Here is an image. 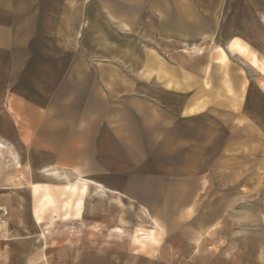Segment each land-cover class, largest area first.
I'll list each match as a JSON object with an SVG mask.
<instances>
[{
    "label": "crops",
    "instance_id": "1",
    "mask_svg": "<svg viewBox=\"0 0 264 264\" xmlns=\"http://www.w3.org/2000/svg\"><path fill=\"white\" fill-rule=\"evenodd\" d=\"M231 1L0 0V138L46 174L78 182L68 186L79 187V217L92 185L117 199L119 225L131 230L88 252V264H253L230 242L189 230L200 202L171 180L188 177L189 146L202 136L190 113L200 119L206 104L199 98L220 95L190 89L186 71L173 73L157 51L171 48L174 34L183 42L190 32L217 31ZM230 47L249 52L237 38ZM225 59L219 47L218 60ZM176 194L186 195L174 201ZM133 225L151 229L136 233Z\"/></svg>",
    "mask_w": 264,
    "mask_h": 264
},
{
    "label": "rangeland",
    "instance_id": "2",
    "mask_svg": "<svg viewBox=\"0 0 264 264\" xmlns=\"http://www.w3.org/2000/svg\"><path fill=\"white\" fill-rule=\"evenodd\" d=\"M228 12L229 15L216 18L217 31L190 32L183 42L180 35L174 34L171 48L157 50L172 62L173 73L186 71L190 89H215L220 95L199 98L206 104L200 119H194L198 114L190 113V127L196 132V125L201 126L202 136L197 144L189 146L195 151L190 153L194 158L189 161L188 177L173 178L171 183L188 186L189 200L200 202L193 213L197 223L188 226L191 232L207 234L210 239H220V243L230 242L238 252H246L247 260L261 264L264 263V0H234ZM95 20L93 24H97ZM213 21L205 18L206 28L212 29ZM149 35L143 34V40ZM235 38L249 52L232 49L230 45ZM195 47H202L204 54L198 55ZM219 47L226 53L224 63L218 60ZM252 53L256 63L252 61ZM188 99L191 104L197 98L190 95ZM209 108L215 113L208 112ZM202 154L204 160L200 159ZM201 168L205 169V175L196 176L194 172ZM42 170L41 162L22 159L18 149L0 138V264H88V252L96 253L102 245L117 243L118 236L113 235L117 231L125 234L131 231L119 225L116 198L92 190L89 185L79 217L78 205L73 202L79 187L68 186L78 182ZM185 195L176 194L173 200L180 201ZM125 213L132 217L134 212L126 209ZM35 218L42 221L36 222ZM132 227L136 233L139 229H151L143 225Z\"/></svg>",
    "mask_w": 264,
    "mask_h": 264
},
{
    "label": "bare ground",
    "instance_id": "3",
    "mask_svg": "<svg viewBox=\"0 0 264 264\" xmlns=\"http://www.w3.org/2000/svg\"><path fill=\"white\" fill-rule=\"evenodd\" d=\"M51 174H52V172H51ZM53 174H54V172H53ZM69 178H72V176H71V177L69 176ZM69 180H70V179H69ZM69 180H68V181H69ZM97 188H100V186H98ZM99 190H100V189H99Z\"/></svg>",
    "mask_w": 264,
    "mask_h": 264
}]
</instances>
